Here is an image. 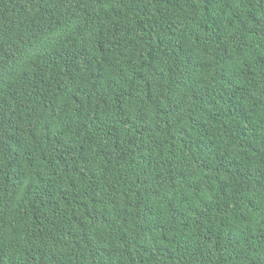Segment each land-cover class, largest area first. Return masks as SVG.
I'll use <instances>...</instances> for the list:
<instances>
[{"label": "trees", "instance_id": "trees-1", "mask_svg": "<svg viewBox=\"0 0 264 264\" xmlns=\"http://www.w3.org/2000/svg\"><path fill=\"white\" fill-rule=\"evenodd\" d=\"M0 264H264V0H0Z\"/></svg>", "mask_w": 264, "mask_h": 264}]
</instances>
